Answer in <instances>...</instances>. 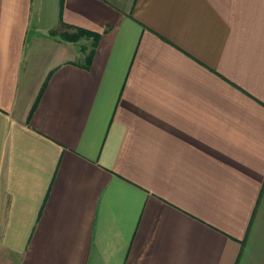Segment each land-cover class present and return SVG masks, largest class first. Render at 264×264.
Instances as JSON below:
<instances>
[{
    "label": "crops",
    "instance_id": "0c3cea01",
    "mask_svg": "<svg viewBox=\"0 0 264 264\" xmlns=\"http://www.w3.org/2000/svg\"><path fill=\"white\" fill-rule=\"evenodd\" d=\"M0 248L264 264V0H0Z\"/></svg>",
    "mask_w": 264,
    "mask_h": 264
},
{
    "label": "trees",
    "instance_id": "16d2710c",
    "mask_svg": "<svg viewBox=\"0 0 264 264\" xmlns=\"http://www.w3.org/2000/svg\"><path fill=\"white\" fill-rule=\"evenodd\" d=\"M75 29H76V32H74V33L67 31V30L60 31V32H58L57 30H52L51 34L59 35L61 38L65 39V40H70V41H77L81 35H85L88 38L92 37L93 43L95 45V43L98 40V34L97 33L92 32L90 30H87L85 28H81V27H76ZM92 49H91V52H92ZM91 52L87 55L88 61L91 60V55H90Z\"/></svg>",
    "mask_w": 264,
    "mask_h": 264
},
{
    "label": "rangeland",
    "instance_id": "374dc122",
    "mask_svg": "<svg viewBox=\"0 0 264 264\" xmlns=\"http://www.w3.org/2000/svg\"><path fill=\"white\" fill-rule=\"evenodd\" d=\"M70 32H76V29H71L69 28ZM85 39H88L87 36L81 35L79 40L85 41ZM92 39L91 41H87L84 45L83 48L85 49L86 52H90L92 48ZM9 251V250H8ZM6 250H3L0 248V264H19V256L18 255H13V253H9Z\"/></svg>",
    "mask_w": 264,
    "mask_h": 264
}]
</instances>
